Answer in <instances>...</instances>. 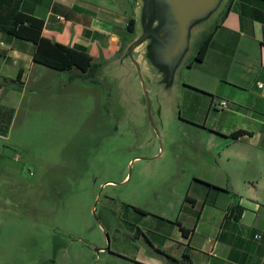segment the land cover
I'll return each mask as SVG.
<instances>
[{
  "label": "rangeland",
  "instance_id": "374dc122",
  "mask_svg": "<svg viewBox=\"0 0 264 264\" xmlns=\"http://www.w3.org/2000/svg\"><path fill=\"white\" fill-rule=\"evenodd\" d=\"M217 19L192 31L172 85L154 69L137 73L132 92L114 72L58 71L38 106L21 107L0 139V264H153L139 229L165 214L175 234L207 152L190 143V89L177 84L191 85L188 63Z\"/></svg>",
  "mask_w": 264,
  "mask_h": 264
},
{
  "label": "crops",
  "instance_id": "0c3cea01",
  "mask_svg": "<svg viewBox=\"0 0 264 264\" xmlns=\"http://www.w3.org/2000/svg\"><path fill=\"white\" fill-rule=\"evenodd\" d=\"M138 4L22 0L20 10L44 21L45 37L85 49L93 69L105 76V67L135 37L128 26L137 22ZM215 25L204 59L189 65L192 86L178 83L190 89L189 120L184 118L194 129L190 143L207 152L195 160L199 178L184 195L175 234L165 214L139 229L157 252L153 264H174L170 257L179 260L176 264H264V0H228ZM35 50L34 42L0 30V139L9 137L22 106H38L55 87L53 72L60 70L36 62ZM69 71L86 76L77 68ZM222 100L227 108L220 106ZM201 131L208 135L203 138ZM3 152L1 147L0 166ZM1 203L0 225L5 222Z\"/></svg>",
  "mask_w": 264,
  "mask_h": 264
},
{
  "label": "water",
  "instance_id": "95a60500",
  "mask_svg": "<svg viewBox=\"0 0 264 264\" xmlns=\"http://www.w3.org/2000/svg\"><path fill=\"white\" fill-rule=\"evenodd\" d=\"M227 1L139 0L135 37L105 67L104 75L113 76L114 72L113 78L124 80L121 86L127 92L133 91L134 80L137 73L142 77V69L159 71L162 83L172 85L175 70L189 52L192 31L204 22L214 21ZM143 87L147 92L145 83Z\"/></svg>",
  "mask_w": 264,
  "mask_h": 264
},
{
  "label": "trees",
  "instance_id": "16d2710c",
  "mask_svg": "<svg viewBox=\"0 0 264 264\" xmlns=\"http://www.w3.org/2000/svg\"><path fill=\"white\" fill-rule=\"evenodd\" d=\"M21 1L22 0H0L1 31L17 38L34 42L36 44L34 53V60L36 62L60 71H69L77 68L85 73V77L87 78H92L98 72L101 73L99 68L93 69V58L85 49L74 48L45 37L42 33L44 21L22 12L20 10ZM229 8L230 7L222 14L221 19L226 16ZM135 24V19H132L128 26L132 33L135 31ZM217 26L218 25H215L212 31L200 42L193 59L188 63L189 65H192L195 61H202L204 59ZM241 133L243 132L239 134ZM208 185L217 187L211 183H208ZM236 216L239 217L240 215ZM181 228L183 234L188 236L189 230L184 227ZM170 258L174 261V264L179 262L178 259L173 257ZM184 260L190 262L189 256L185 255Z\"/></svg>",
  "mask_w": 264,
  "mask_h": 264
},
{
  "label": "built area",
  "instance_id": "2783aa9c",
  "mask_svg": "<svg viewBox=\"0 0 264 264\" xmlns=\"http://www.w3.org/2000/svg\"><path fill=\"white\" fill-rule=\"evenodd\" d=\"M59 18H63L62 16H58ZM220 106L222 108H227L228 107V102L225 101V100H222L221 103H220ZM258 237H260V235H257Z\"/></svg>",
  "mask_w": 264,
  "mask_h": 264
}]
</instances>
